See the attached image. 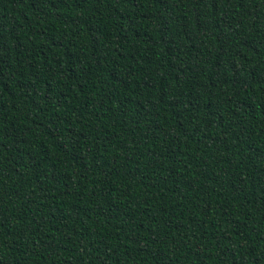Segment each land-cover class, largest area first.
<instances>
[{"label":"trees","instance_id":"16d2710c","mask_svg":"<svg viewBox=\"0 0 264 264\" xmlns=\"http://www.w3.org/2000/svg\"><path fill=\"white\" fill-rule=\"evenodd\" d=\"M0 264H264V0H0Z\"/></svg>","mask_w":264,"mask_h":264}]
</instances>
